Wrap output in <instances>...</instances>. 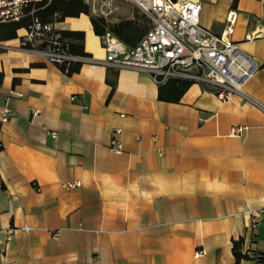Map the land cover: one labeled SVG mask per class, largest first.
Wrapping results in <instances>:
<instances>
[{"label": "crops", "instance_id": "obj_1", "mask_svg": "<svg viewBox=\"0 0 264 264\" xmlns=\"http://www.w3.org/2000/svg\"><path fill=\"white\" fill-rule=\"evenodd\" d=\"M201 4L216 35L237 12L231 39L260 66L246 97L223 102L192 82L172 102L180 85L106 65L85 14L54 22L85 34L92 62L71 76L20 47L28 24L0 40V120L8 98L12 113L0 126V264H236L240 238L264 254V218L252 231L248 214L264 209V37L247 38L264 33V3ZM234 125L249 130L231 137ZM116 130L122 155L108 148Z\"/></svg>", "mask_w": 264, "mask_h": 264}, {"label": "built area", "instance_id": "obj_2", "mask_svg": "<svg viewBox=\"0 0 264 264\" xmlns=\"http://www.w3.org/2000/svg\"><path fill=\"white\" fill-rule=\"evenodd\" d=\"M83 1L94 16L107 20L119 12V3L133 6L149 19L150 30L135 47H128L110 32L102 36L101 41L107 53L106 65L146 72L157 86H163L170 80L190 81L200 84L220 101L226 102L236 95L245 96V85L260 69L259 64L231 39L238 16L234 10L229 12L222 34L216 35L201 26V0ZM43 2L44 0H0V23H21L29 18L31 22L27 26V32L19 38L20 47L41 54L47 62L60 68L66 75L74 64L92 62L88 56L71 54L70 40L56 29L55 23H44L37 17L38 6ZM262 37L263 32L253 33L247 38ZM9 100L6 99L0 126L12 118ZM32 113L33 117L39 114L36 110H32ZM248 130L247 126L234 125L230 129V136L242 137ZM120 134L121 130L114 132L108 147L115 155L124 153L123 144L117 138ZM52 136L55 138L56 134ZM2 149L3 145L0 143V152ZM80 186L79 182L64 184L67 190ZM248 214L251 218L249 228L255 231L264 218V209L249 211ZM23 230L31 231L29 227ZM51 234L54 239H58L61 231ZM203 255L204 250L196 253V257Z\"/></svg>", "mask_w": 264, "mask_h": 264}, {"label": "trees", "instance_id": "obj_3", "mask_svg": "<svg viewBox=\"0 0 264 264\" xmlns=\"http://www.w3.org/2000/svg\"><path fill=\"white\" fill-rule=\"evenodd\" d=\"M237 2L238 0H235V5ZM38 8L37 17L44 23H53L57 20V17H59V21H63L66 18H78L82 14L91 16V22L97 36L102 37L107 32H110L128 47H135L147 35L151 26L149 19L144 15L141 16V23L132 20H122L113 24L109 23L108 20L103 17L94 16L83 0H44L43 3L39 4ZM30 22L31 20L28 18L22 23L0 24V40L5 41L16 38L17 31ZM62 35L70 40L69 51L71 54L76 56H88L85 54L83 48L85 39V34L83 32L64 31ZM81 65L82 64H74L67 75L71 76L78 72ZM169 84L180 85L178 94L171 98L172 102H179L184 91L192 82L185 80H170L163 86ZM159 99H164L162 91H160ZM244 243L245 241L243 238L233 242L232 253L235 257L236 264H241L242 261H249L252 264H264V254L255 251L244 252Z\"/></svg>", "mask_w": 264, "mask_h": 264}, {"label": "rangeland", "instance_id": "obj_4", "mask_svg": "<svg viewBox=\"0 0 264 264\" xmlns=\"http://www.w3.org/2000/svg\"><path fill=\"white\" fill-rule=\"evenodd\" d=\"M119 6H120L119 12L114 13L112 16L108 18L109 23H118L122 20L129 18L128 13H137L141 17V13L136 8L132 7L131 5L119 3Z\"/></svg>", "mask_w": 264, "mask_h": 264}]
</instances>
